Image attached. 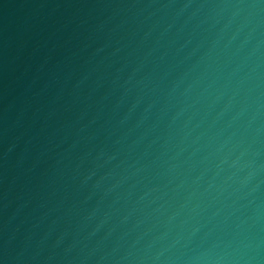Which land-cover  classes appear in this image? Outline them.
Segmentation results:
<instances>
[{
    "label": "water",
    "instance_id": "obj_1",
    "mask_svg": "<svg viewBox=\"0 0 264 264\" xmlns=\"http://www.w3.org/2000/svg\"><path fill=\"white\" fill-rule=\"evenodd\" d=\"M0 264H264V0H0Z\"/></svg>",
    "mask_w": 264,
    "mask_h": 264
}]
</instances>
